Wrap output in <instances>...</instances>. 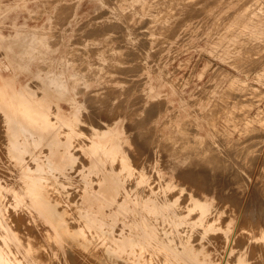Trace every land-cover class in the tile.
<instances>
[{"label":"bare ground","instance_id":"bare-ground-1","mask_svg":"<svg viewBox=\"0 0 264 264\" xmlns=\"http://www.w3.org/2000/svg\"><path fill=\"white\" fill-rule=\"evenodd\" d=\"M88 2L92 11L106 5V0ZM28 3L19 0L18 5L29 9ZM153 3L156 11L158 7ZM58 6L51 3L45 7L46 16L36 25L29 26L25 16L18 21L17 14L10 22L13 33L5 34L0 28V264H264V241L258 239L263 238L264 227H259L264 225V199H249L245 188L231 187L232 178L241 184L237 173H233L238 171L233 163L228 162L231 179L198 169L194 157H178L173 150L157 144L155 125L145 126L146 121L157 122L159 102L151 101L161 95L158 88L162 83L175 91L176 84L167 72L158 69L154 76L134 79L121 75L116 68L106 74L104 69L115 59L101 42L90 47L82 43L84 49L79 53L68 51L70 43L64 42L71 39L69 32L74 24L92 14L89 8L69 19L62 42L52 44L48 25ZM167 11L175 12L169 8ZM152 13L155 17L157 12ZM166 14L159 22H155L157 17L150 20L175 27L180 16L175 19ZM119 26L117 30L122 31ZM101 28L96 29L101 32ZM137 55L134 57L139 59ZM134 89L145 93L130 97ZM139 113H144L143 121ZM170 118L171 114L167 115V120ZM231 167L236 171L232 172ZM246 237L251 240L247 250L242 245Z\"/></svg>","mask_w":264,"mask_h":264},{"label":"rangeland","instance_id":"rangeland-1","mask_svg":"<svg viewBox=\"0 0 264 264\" xmlns=\"http://www.w3.org/2000/svg\"><path fill=\"white\" fill-rule=\"evenodd\" d=\"M169 1L171 0H165L164 2L163 0H111L110 3L109 0H106V5L104 7H100L97 11H92V4L89 3L88 0H78L77 2L76 0H28V5L30 7L29 9H26L24 6L18 5L19 0H0V28L5 34L13 33V28L10 22L12 18L17 16V14L19 15L18 21L22 22L23 16H25L29 26L41 23L42 19H44V17L46 16V14L43 12L45 7L49 6L51 3H58L59 6L57 10L54 11L52 20L48 25V28L50 27L49 35L50 37L51 35L53 36L49 38V42H51L52 44H58L62 42L61 36L64 34V28L67 27V21L73 18L76 13L82 12L85 8H89L90 11H92V14L80 19L77 24H74L73 29L70 30L69 33L71 34V39H67L64 42L70 43V45L67 46L66 49H68V51L73 50L70 51L72 53H79L80 51H82V49H84V45H82V43L87 45V47H90L95 43L101 42V47H106L107 50L111 52V54L109 55H114L113 60L115 59L117 62H120H116L117 65L115 63V60L109 62L108 66L103 71L106 74H110L116 70L119 71L121 75L134 79L136 77L141 78L151 75L154 76L157 74L158 69L165 70L168 74L169 79L174 84H176L175 91H173V89L169 85H163L162 83V85L158 88V90L161 92V95L159 97L153 98L151 101V103L154 102L153 104H157L159 102L156 105L158 113L155 118L157 119V122H155L156 124H153V121L144 122L145 126L147 127L155 125L154 127L156 129V132L154 134V138L157 137V144L159 146H162V148L169 149L171 151L173 150L178 157H194V167L205 171L207 170L209 172H218L219 174H221L220 176L227 179H231L232 177H229L230 175L228 174V172L231 170L229 165L231 163L228 162H232L233 168L235 167L234 169L238 170L236 171L231 167L232 172L236 171L233 173H237L236 175L239 176V181H241V184L237 185L239 183H234V180L232 178L231 187L245 188V195L249 196V199H255L259 197H262L264 199V0H210L209 3L212 5V7L208 6L210 5L207 2L209 0H204V2L203 0H195L196 2L192 0L195 4H193L191 0H180L181 2L177 0L180 5L176 0H172L173 3L171 4ZM187 1H191L190 4H192L190 5ZM72 2L75 6L72 4ZM153 2H156V8L158 7L157 10L155 9L156 11H154V6H152L155 4ZM158 2H160V4L166 3L167 5L163 6L158 4ZM174 2H176L175 5ZM202 2L204 3V5ZM110 4L112 6H110ZM147 5L149 6V8H151L150 6H152L151 9L153 10L150 11L151 9L149 10ZM169 5L170 7H166ZM171 5H173L174 7H171ZM200 5L202 8L200 7ZM71 6L74 9H72ZM108 6L111 8H109ZM145 6L148 9L146 8L145 10ZM207 6L208 8H206ZM112 8L114 9L112 10ZM168 8L169 11L171 10V12L175 11L173 12L174 14L168 12ZM173 8L176 9L174 10ZM119 9H121L123 12L121 10L119 11ZM199 9L201 11H199ZM68 10H70V14L67 13ZM160 10L161 12L164 11V15L163 13L160 14ZM108 11L111 13L109 14ZM131 12L133 13V15L130 14ZM152 12H157L155 13V17ZM165 12L168 14L170 13L169 15L172 14L173 16H171L175 17V19L180 16V23L178 22V24L173 28L171 26L165 25L164 27V25L160 26L159 23H154L153 20H155L156 17L157 20H155V22H159L161 19H164V17L167 16ZM135 13H137L138 15H135ZM34 14L38 16H34ZM100 14L101 17L97 16ZM183 14L185 17H181V15ZM185 14L188 16H186ZM109 15H111V17ZM151 15L154 18L151 17ZM162 15L163 17H160ZM106 16H108L109 19ZM112 16H114V18ZM147 16L149 17L147 18ZM98 17L99 19H101V21L98 19ZM159 17L160 19H158ZM123 18L126 22L123 20ZM142 18L145 21H143ZM145 18H147L148 21ZM184 18H190V20L186 21V19ZM113 19L114 23L112 21ZM118 19H120L121 21L123 20L124 23L123 21L121 22ZM55 20L58 22H56ZM141 20L142 22L140 23ZM53 21L56 24H54ZM84 21L86 22L84 23ZM82 22L86 26L82 24ZM59 23H61L63 27L60 26ZM131 23L134 24L131 25ZM144 23L146 24V26ZM53 24L54 27L52 34L51 31ZM140 24H142L143 26ZM152 24H155L156 26H153ZM179 24L181 25L180 28L178 27ZM112 25H115L117 27ZM121 25H123L124 27ZM135 25L140 26L142 30L138 27L135 29ZM80 26L82 27L80 28ZM90 26L93 28H90ZM103 26L111 27H105L107 30H104L105 28ZM118 26L122 31L117 30ZM95 27H98L99 29L102 27L101 32ZM143 27L144 30H146L145 32L149 33H146V36L145 32H143ZM153 27L157 28L154 29ZM84 28L86 30H84ZM89 28L92 31H89ZM94 29L97 31H94ZM137 29L141 31L136 33ZM178 29L180 32L176 31ZM79 30H81V32ZM170 30L171 32H169ZM61 31L62 33H60ZM82 31H84L85 34ZM115 31H118L119 33ZM92 32L94 33V35L91 36V34H93ZM130 33L133 34V36H131ZM83 34L84 37L82 36ZM88 34H90L89 37ZM120 34H124V36L121 37L119 36ZM147 35L148 37H150V40ZM155 35L157 37H155ZM163 35L167 36H165L164 38ZM169 35L170 38L167 39ZM134 36L136 38L138 37L137 41L139 43L136 41V38ZM159 36L160 38H158ZM73 38H75L76 41ZM126 38H128L127 41ZM140 38H142V40ZM155 38H157L156 42ZM57 39L59 42L57 41ZM79 40L82 41L80 42ZM160 40H163V42H160ZM141 41H143L145 44L143 42L142 44ZM129 42L132 43L130 44ZM154 43L156 44L154 45ZM159 43H162L160 44L161 46H159ZM164 43H166L167 45H165ZM131 45H133L132 49L129 48L131 47ZM144 45L146 47H144ZM79 46L81 47L79 48ZM154 48L155 50H157L155 51ZM128 49H130L129 52ZM133 49L136 51H134ZM125 50H127L128 53ZM160 50L161 52H159ZM143 51H145L146 53ZM120 52H122V56ZM124 52H126V54ZM157 53L159 54V56L157 55ZM136 54H138L137 57H141H139V59L135 58L134 56ZM118 56L121 58H119ZM124 57H128L129 60ZM130 57H132L131 60ZM149 58L153 61L148 60ZM145 59H147L149 62ZM123 60L127 61L124 62ZM142 61L146 62L145 65ZM112 62L114 65L112 64ZM137 63L142 64L143 67L137 65ZM135 64L138 68L135 67ZM152 65L153 68H151ZM158 65H161L160 68H158ZM144 66L146 68H144ZM121 67H124L123 70H121ZM110 68L113 70H109ZM124 69H126L125 72ZM152 69H154V72H152ZM122 71L124 73H122ZM140 82L144 83L145 81L141 79ZM141 83L137 84L140 85ZM142 93H145V91L134 89L130 91L129 94L130 97H134L139 96ZM181 98H183L182 102ZM169 114H171V118L167 120V115ZM138 117L141 118L142 121L145 119L144 113H139ZM163 119L166 121H164ZM192 128L195 129L193 130ZM207 132L208 134H206ZM146 134L150 136L149 132H147ZM199 139L202 140L201 142L203 143L199 142ZM208 140H210V143ZM206 141L207 144L204 143ZM168 142H170L171 144H168ZM172 143L173 146H171ZM145 144L148 148L151 147L148 142H146ZM165 144H168V147L165 146ZM211 148L214 150H212L213 152L210 151ZM205 150L207 152V154L205 155L207 157L210 155L208 157L209 159L204 155V153H206ZM193 153L197 154L195 155ZM213 153H216V159H220L217 161L215 159V155L212 156L213 159L217 161L216 162L214 160L216 164L214 161H212V158H210L211 154ZM202 154L205 158H201V156H203ZM217 155H219V158ZM220 157H222L224 161H222ZM224 158H227L228 161L226 160V162ZM204 159H206L208 163ZM196 162L200 163L197 164ZM222 162L227 163L225 164L229 167V170L228 168L226 169V167L224 166L225 164H222ZM210 164L212 167L210 166ZM238 173L240 175H238ZM262 227H264V225L260 226L259 229ZM261 234L262 236L260 237L263 238L258 239H261L259 241H264V231H262ZM250 242L251 240L248 237L242 239V245L244 246L245 250L248 249Z\"/></svg>","mask_w":264,"mask_h":264}]
</instances>
